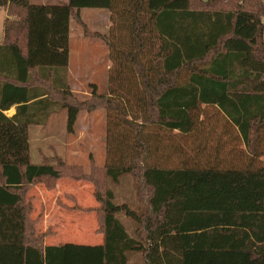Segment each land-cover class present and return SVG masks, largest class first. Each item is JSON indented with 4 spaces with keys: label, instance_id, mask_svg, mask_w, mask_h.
Instances as JSON below:
<instances>
[{
    "label": "trees",
    "instance_id": "16d2710c",
    "mask_svg": "<svg viewBox=\"0 0 264 264\" xmlns=\"http://www.w3.org/2000/svg\"><path fill=\"white\" fill-rule=\"evenodd\" d=\"M0 6L9 15L0 44V264H264V0H0ZM82 8L111 12L110 33L96 36L109 46L113 67L109 93L92 84L91 98L80 101L67 70L70 21L84 25ZM203 104L217 106L238 127L248 164L162 163L170 153L160 150L168 145L152 128L187 135ZM13 105L17 112L8 117L4 111ZM99 108L107 112L111 153L102 175L113 182L136 175L141 212L117 203L112 190L79 167L33 162L30 126L64 109L73 132L82 109ZM64 178L93 183L100 205L73 209L97 212L103 243L49 245L52 226L38 230L42 216L33 217L31 191L38 185L53 191ZM135 254L140 263L132 262Z\"/></svg>",
    "mask_w": 264,
    "mask_h": 264
},
{
    "label": "rangeland",
    "instance_id": "374dc122",
    "mask_svg": "<svg viewBox=\"0 0 264 264\" xmlns=\"http://www.w3.org/2000/svg\"><path fill=\"white\" fill-rule=\"evenodd\" d=\"M240 1L243 2V0ZM35 2L41 3L39 0ZM80 16L84 25L75 19L71 22L70 64L67 79L70 90L81 101L91 98L92 84H96L98 93H109V77L113 61L109 46L101 37L96 36V34L108 35L110 33L112 21L109 11L103 8H82ZM3 25L4 20L0 14V34L3 33ZM199 118L200 122L193 135L190 133L183 135L177 132L175 136L173 132L161 131L156 126L152 128V131L158 132L163 137L162 145L164 143L168 145L167 149L160 150L162 153H170L166 160L163 158L164 165L227 167L231 164L244 166L250 162L251 154L246 145L240 142L236 146L234 138L228 146H223L221 149L219 147V150L218 147L214 148L215 143L212 144L210 136L220 134L222 127L225 129L229 127L228 124L224 125L215 105L203 104ZM47 123L46 126H37L30 130L33 162L41 163L46 160L55 162L59 159L69 166L79 167L84 174L96 178L98 185L102 184L104 190H112L117 203L127 202L139 212L145 209L142 204L143 198L138 192L139 180L136 175L124 174L118 182H113L110 177L102 175L101 171L111 161V153L108 152V117L105 109L99 108L93 111L82 109L73 132L67 130L66 110L57 112L52 119H48ZM194 137L198 142L193 140ZM160 157L161 155L159 157L156 155L153 162L160 163ZM94 192L93 183L69 178L59 180L53 191H48L43 185L32 189L31 194L35 197L33 217L42 216L38 230L43 232L51 225L57 233V235L46 238L47 244L95 245L103 242V235L96 232L99 227L97 212L73 209L78 205L84 208L98 207L100 204ZM47 209L50 211L48 220L46 218L48 225L50 224L48 227L45 226ZM120 216L129 233L134 235L133 222L124 214ZM131 260L140 263L141 254H135Z\"/></svg>",
    "mask_w": 264,
    "mask_h": 264
},
{
    "label": "crops",
    "instance_id": "0c3cea01",
    "mask_svg": "<svg viewBox=\"0 0 264 264\" xmlns=\"http://www.w3.org/2000/svg\"><path fill=\"white\" fill-rule=\"evenodd\" d=\"M35 1H37V0H31V2L32 3H35V4H57V3H62V2H67L68 0H39V1H41V3H36ZM81 11V10H80ZM109 11V10H108ZM109 13H110V15H111V12L109 11ZM0 14H1V16H2V19L4 20V25H5V21H6V19L9 17V15H8V11H7V9L5 8V7H2V6H0ZM111 18V17H110ZM73 19V18H72ZM72 19H71V21H70V27H71V22H72ZM74 20V19H73ZM4 25H3V33L2 34H0V44H2V41H3V37H4ZM69 42H70V38H69ZM69 46H70V43H69ZM70 64V63H69ZM68 68H69V66H68ZM45 96H47L46 94L43 96V97H45ZM217 107V106H216ZM217 109H218V114H219V117H221L222 118V120H223V123H224V125H227L228 124V126L229 127H227L226 129L224 128V127H222V129H221V133L220 134H216V135H211L210 136V140H211V142H212V144L213 143H215L214 145H215V149L218 147V150H219V147H220V149L223 147V146H228V144L231 142V139L232 138H234V142L236 143V146H238V144H240V142H241V144H243V145H245V143H244V140H243V137H242V135H241V133H240V131H239V129H238V127L235 125V124H233L231 121H230V119L227 117V115L221 110V109H219L218 107H217ZM64 109H57L56 111H54L51 115H50V117H49V119H52L53 117H54V115L57 113V112H60V111H63ZM16 112H17V107H16V105H13L9 110H6V111H4V113L8 116V117H12V116H14L15 114H16ZM67 112V111H66ZM48 123H46V124H44V125H35V126H30V128H29V133H30V130L32 129V128H34V127H37V126H46ZM197 129V128H196ZM195 129V130H196ZM195 130H193V131H191L190 132V135H193V133L195 132ZM37 131V130H36ZM50 132V131H49ZM177 130H175V131H173V133H174V135L175 136H177ZM189 135V134H188ZM199 135V134H198ZM200 136V135H199ZM213 138V139H212ZM215 138V139H214ZM193 140H195V141H197L196 140V138L194 137L193 138ZM216 140V141H215ZM199 141H201V140H199ZM198 142V141H197ZM220 144V145H217V144ZM197 144H199V143H197ZM217 145V146H216ZM239 148V147H238ZM59 197V196H58ZM58 197H57V199H58ZM49 209H47L46 210V214H45V221H46V218L48 217V215H49ZM47 220H48V218H47ZM46 223V224H45ZM44 224H45V226L47 225V227L50 225H48V222L46 221ZM44 224H42V225H44ZM51 226V225H50ZM44 227V226H43ZM42 229H44V228H42ZM46 230V229H45ZM44 230V231H45ZM129 232V231H128ZM59 234V233H58ZM55 235H57V233L55 234ZM48 238V237H47ZM47 240V239H46ZM103 243V242H102Z\"/></svg>",
    "mask_w": 264,
    "mask_h": 264
}]
</instances>
